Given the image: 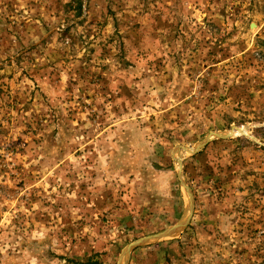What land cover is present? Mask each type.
I'll return each instance as SVG.
<instances>
[{
	"label": "rangeland",
	"instance_id": "1",
	"mask_svg": "<svg viewBox=\"0 0 264 264\" xmlns=\"http://www.w3.org/2000/svg\"><path fill=\"white\" fill-rule=\"evenodd\" d=\"M180 172L133 263L264 264V0H0V264H118Z\"/></svg>",
	"mask_w": 264,
	"mask_h": 264
},
{
	"label": "water",
	"instance_id": "2",
	"mask_svg": "<svg viewBox=\"0 0 264 264\" xmlns=\"http://www.w3.org/2000/svg\"><path fill=\"white\" fill-rule=\"evenodd\" d=\"M204 145L205 144L203 143L200 147H202ZM200 147L195 148L194 150H192V152H198ZM188 150L190 151L191 149H188ZM180 164H181V162H180ZM180 176L182 179V183L185 186V189L187 190V193L189 195V203H188L187 211H186L184 217L177 224L172 225V226L166 228L165 230H163L161 232L140 238V239L130 243L129 245H127L123 249V251L119 257L118 264H129L132 251L135 248H137L141 245L151 243V242L160 241V240H164V239L171 238V237H176L187 228V226L189 225V223L191 221L193 213H194L195 201H194V197H193L191 189L186 185V183L183 180L181 172H180Z\"/></svg>",
	"mask_w": 264,
	"mask_h": 264
},
{
	"label": "crops",
	"instance_id": "3",
	"mask_svg": "<svg viewBox=\"0 0 264 264\" xmlns=\"http://www.w3.org/2000/svg\"><path fill=\"white\" fill-rule=\"evenodd\" d=\"M186 211H187V210H186ZM183 217H184V215H183L182 217H180L179 220H178L176 223L172 224V225L177 224V223H178ZM172 225H171V226H172ZM169 227H170V226H169ZM184 231H185V230H184ZM184 231H183V232H184ZM183 232H181L179 235H182ZM176 237H178V236H176ZM176 237H171V238H167V239H175ZM161 241H163V240L155 241V242H151V243H148V244H145V245H141V246L135 248V249L132 251V254H131V259H132V261H130L131 264H134L133 261H134V257L136 256V252H138L140 249L142 250V249H145V248L148 249V248H150V247H157L156 244H157V243H161ZM131 259H130V260H131ZM141 259H143V257H141ZM141 259L138 260L137 264H144V263L141 262ZM130 262H129V264H130Z\"/></svg>",
	"mask_w": 264,
	"mask_h": 264
},
{
	"label": "bare ground",
	"instance_id": "4",
	"mask_svg": "<svg viewBox=\"0 0 264 264\" xmlns=\"http://www.w3.org/2000/svg\"><path fill=\"white\" fill-rule=\"evenodd\" d=\"M234 133L235 134H239V135L240 134H247V135H249V132L244 127L243 128L242 127L241 128H236L235 131H234Z\"/></svg>",
	"mask_w": 264,
	"mask_h": 264
}]
</instances>
